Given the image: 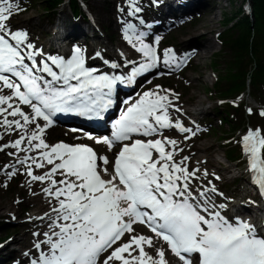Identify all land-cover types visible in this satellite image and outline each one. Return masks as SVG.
I'll return each instance as SVG.
<instances>
[{"label": "snow or ice", "instance_id": "snow-or-ice-1", "mask_svg": "<svg viewBox=\"0 0 264 264\" xmlns=\"http://www.w3.org/2000/svg\"><path fill=\"white\" fill-rule=\"evenodd\" d=\"M128 4L130 15L141 12L136 0H128ZM19 10L10 0H0V126L5 131H20L19 138L0 146V151L7 147L17 152L36 150V156L25 155L16 163L26 165L29 183L48 181L43 192L56 202L51 210L55 217L49 224L50 231L43 233V241L35 243L39 255L31 264H168L162 248L156 249V258L145 250V245L155 247L152 237L133 235L129 242L113 248L125 233L134 232V224L148 227L182 264H193V254L199 255V264H264V236L258 235L256 225L239 219L230 222L215 210L225 205L197 199L205 197L208 190L192 192L190 184L196 170L190 171L184 163L188 157L180 162L174 159L180 151L176 140H132L133 134L151 136L169 128L189 134L185 139L195 135L192 128L170 119L169 109L174 107L170 95L145 91L114 122L111 138L96 141L109 150L116 142L131 141L116 154L111 172L108 158L98 157L89 146L63 142L50 146L45 142L43 134L54 115L74 112L100 117L111 106L110 96L118 82H130L157 67L160 57L155 47L144 42L145 33H137L132 24L126 30L125 39L144 58L129 75L95 74V69L85 66L83 50L78 46L70 58L50 56L38 63L40 53L28 42V33L8 27L7 21ZM163 62L179 67L184 61H178L169 48L164 50ZM111 67L120 65L113 63ZM5 89L10 95L2 94ZM21 105L28 106L31 113L26 114ZM260 115L264 116V111ZM17 116L20 119H9ZM40 118L44 125L37 122ZM29 125L35 127L26 131ZM24 141L26 147H22ZM241 143L248 154L253 182L264 194V135L260 129H249ZM98 160L103 162L102 168ZM45 163L52 167L35 175L33 166L40 169ZM5 167H12L7 173L9 178L16 175L14 166ZM57 175L62 178L57 180ZM211 191L216 190L213 187ZM43 245H47L46 251Z\"/></svg>", "mask_w": 264, "mask_h": 264}, {"label": "rangeland", "instance_id": "rangeland-1", "mask_svg": "<svg viewBox=\"0 0 264 264\" xmlns=\"http://www.w3.org/2000/svg\"><path fill=\"white\" fill-rule=\"evenodd\" d=\"M111 1L112 0H103V4L100 5V0H88V2L90 3L89 6H92L94 8V13H96V17L99 19L101 25H103L104 27L100 30V33L105 34L107 32L108 36L111 37L114 44L116 45L120 42L121 39L124 38V35L118 33L117 31L119 30L116 28V25L114 24V26H112L111 22L109 23L107 19L109 18L108 16H110L111 14ZM10 2L14 3L15 5H18L20 9L19 11L14 12L10 19H30L29 26H19L18 30H25L28 33V37L32 38L31 40L28 39V42L32 43L34 47L39 50V57L46 55V49L49 45V40L52 37L51 31L57 28H53V24L57 23L58 21V19L56 18V14L46 12L43 7L45 4L41 2V0H10ZM216 3H218L219 6L216 7V10H212L214 12V17L213 23L210 24V36L212 35L214 38L213 47L210 48L209 52H204L205 55L200 56L199 59L192 60L191 65L194 67L193 69H187L180 75H173L169 79L171 82L169 85L173 86L175 92H172L170 91V89L167 88V92L165 91L166 89L163 88L157 89V85L155 84L153 86V91H160L161 94L170 95V98L172 99V104L180 106V109L185 111L183 117L186 121L194 122L200 117L203 118L199 123L200 129L198 130L197 137H195V134L194 136L192 135L189 139H185V136L189 134L186 133L183 135H179L175 131H173L174 134L179 135H173L174 138L183 142L182 148L184 150L178 153H182L179 158H181V156L184 154L186 156L189 154L187 160H189V157H192V160H190L192 162L198 160L202 161L200 155H197V153H199L196 150L197 146L202 140L206 141L207 144H211L210 148L208 149V151H206V153H203L202 151H200V153L202 154V156L207 157V159H216V165H207V167L200 169L204 171L200 178L214 179L213 174H215L214 172H217V174L221 178L219 183L221 184L222 189H224L225 191L224 194L228 197H232L235 194H240L241 186L239 185V183L243 182V179H245V177L243 176L245 174H242L240 178L236 179L238 181L228 180L226 178L228 177L229 173H225L224 170L221 169L222 166L226 164L222 160V157L226 153L225 147H223L222 144L224 143L223 138L230 137V139H232L235 136V133H238V129L243 124L261 126L264 130V116H261L257 111H255V109H253V112L251 114H247L246 111L250 107L249 105L243 107V102L238 106L239 108H243V110L234 109L235 106H237L238 104V100L242 97L245 98L244 100L249 101L251 105H259L260 102L264 103V83L259 84L258 86L249 84L245 95H242L232 100L233 106L227 109L226 105L222 103V100L217 99L219 96V89L225 87L224 83L219 80L220 78H222V76H224V74H226L225 72L228 68L227 62L230 58L229 49H225L224 45H222L220 41L221 35L223 34H219V32L222 31L223 27L222 24L219 23V21L225 15L230 16L233 13L237 12L238 7L240 6V0H216ZM127 6L129 7V5ZM217 8L221 9V13L218 12ZM22 10L25 11L20 12ZM32 21L37 24L41 22H45L48 24H46V26L38 27L37 25L32 23ZM194 21V23L188 26H181L180 28L173 31L172 34H169L166 37V41L168 42V44L171 43L173 46H175L176 43L179 44V41L188 39L186 38V36L189 34L191 35V32L189 31L193 30L197 26L199 27L198 34L202 36L205 35L206 28H204L203 25L201 26V21L200 23H198V19H195ZM10 29L12 30V28ZM104 41L105 43H107L106 39H104ZM164 45L166 44L164 43ZM172 45H170V47ZM164 81L165 79H162L161 83L164 84ZM188 84H192L193 87H188ZM196 100H201V102H197ZM218 102L221 105H218ZM185 103L186 105H189L185 106ZM220 106H222L221 111L218 109V107ZM201 108L204 109V112L196 114L195 110ZM225 110H228L231 115L229 117V120L231 121L230 124H227L226 122L218 119L221 118L220 115ZM195 131L196 130H194V132ZM52 134L53 131H50L46 134V137L50 138ZM61 135L64 136V134L62 133ZM17 138L18 136L15 139ZM65 138L68 139L67 136H65ZM230 143L232 144V146H234L232 141ZM237 161H240V158L235 161L233 159L231 162L232 164H234ZM14 162L15 161L14 159H12V157L10 158V156H7L5 153H0V191H2V194L0 195V240H3L6 236H11L10 239L13 240L8 244V247H12L15 246L14 243L16 242L14 238L22 236L20 234L27 232L25 235H23L24 238L22 240L25 244L24 246H21V254H24V252L28 250V247L30 248L32 245L34 246V243L36 242V240H38L37 238H39H35L34 233H36L39 228L45 227L46 224L44 226L38 224L34 225L33 227H29L28 225H30L31 223H20L25 219L36 217L40 214V212L42 213L43 211H45L48 208V205H45V203L49 200L50 197L47 196L45 193H42L39 200H36L31 204H27L28 202L23 200V197L20 195L19 191L29 183L30 178L24 180L26 175L24 174L21 176V172L19 171L16 172V175L11 176V178H9L7 173L11 170L8 167L7 169H4L5 165ZM205 172L207 173V175H205ZM221 173H223L225 177H222ZM38 175H40V171L38 172ZM233 183L238 184V187L237 185L235 187ZM44 185V182H40L37 187L40 190L41 187H46ZM9 198L13 200L14 203H16V206L14 208H10L8 207V205L2 204L3 202L5 204ZM6 211L9 212V214H14L13 217H11L9 220H6L9 217L8 214L5 215ZM32 251L33 256L35 258V248ZM27 254H29V252H27ZM32 259L33 258H31L30 261H32ZM114 264H119V262H114Z\"/></svg>", "mask_w": 264, "mask_h": 264}, {"label": "bare ground", "instance_id": "bare-ground-1", "mask_svg": "<svg viewBox=\"0 0 264 264\" xmlns=\"http://www.w3.org/2000/svg\"><path fill=\"white\" fill-rule=\"evenodd\" d=\"M175 2L178 5V7L180 8L179 14H176V12L173 10V8L171 7V5L168 2H165L166 3V12H164L162 10L160 11L161 19H171L173 21V22L166 24L164 26V29L168 30L169 28H171L172 26L175 25V21H179V20H184L183 25L188 26V25H190V22L187 21V18L191 17V16H193V18H195V19H198L199 20L198 23H200V21H201V26L203 25V27L206 28V30H205L206 34L203 36L199 35L198 34L199 33L198 32L199 27L197 26L193 30L189 31V32H191V35L189 34L186 36V38H188V39H185L183 41H179L180 46L178 47V49L182 48V49L190 50V53H188L187 55L192 54V56L194 57L195 60L199 59L200 56L205 55L204 52H209L210 48L213 47L214 38L212 35L210 36V32H211L210 31V28H211L210 24L213 23V17H214L213 11L216 10V7H218L219 5L215 6V8H213L212 4H209V6L208 5L204 6L203 1H202V3H199L198 0H175ZM99 4L100 5L103 4V0H100ZM89 5H90V3L87 1V6L92 13V14H90L87 11V15L89 16V20L87 19L86 16L83 17L82 14L74 15L73 12L71 11V9L67 8L65 4H61V5L59 4L58 8H56V7L54 8L55 9L54 11H56V13H55L56 18L58 19L57 23H54V25L57 28H56V31L54 32L53 39L56 42H62V41L72 39L75 37H85V35H88V33H91L94 35L97 33L96 30L98 29V26H103V25H101L99 19L96 17V15H95L96 13H94V8L92 6H89ZM110 5L113 8H111V14H110V16H108L109 18H107V19H108L109 23L111 22V25L114 26V24L118 23L117 22V16H116V13L114 12V10H115L114 4L110 3ZM149 5H150V0L148 2V6ZM144 13H146L145 9L141 10V12H139V14H144ZM155 13L157 14L158 12H155V11L148 12V14H151V15H153ZM130 17L132 18V15H130ZM195 19H193L192 21H194ZM28 21L26 19H24L20 22L18 20H11L10 24L8 26H9V28H12V31H15V30H18V25L27 26ZM32 23H34V22L32 21ZM120 23H121L122 28L124 30H126L125 22L123 20H121ZM34 24L39 27V26H46L47 23L41 22L39 24H37V23H34ZM103 38H104L103 35L97 33V39L100 40ZM107 49L101 48V50H103L105 52H108ZM49 56H54V55H53V53H51ZM46 58H47V56L45 57V59ZM189 87H193V85L189 84ZM196 101L201 102V100H196ZM198 110L201 113L204 112V109H202V108L198 109ZM210 146H211V144H207L206 141L202 140L196 148L197 151L199 152L198 155H200V157H204V156H202L200 151H202L203 153H206V151H208ZM167 147H169V146H167ZM216 161L217 160L214 158H208L206 163H207V165L214 166ZM33 172L35 173V171H33ZM38 182H40V181H38ZM19 193L23 197V200L28 202L27 204H31L32 202L39 200L42 193H44V192L42 190H39L36 182H31V183H28L27 185H25L19 191ZM1 194H2V191H0V195ZM237 202L240 203V206H238V209L240 212H248L249 211L250 205L244 203V200L240 201L238 199ZM2 204L8 205V207H10V208H14L16 206V203H14V201L11 200L10 198L6 201L5 204H4V202ZM46 204L47 203H45V205ZM38 220L33 221L28 226L33 227L34 225H38L39 224ZM43 220L45 222L48 221V216H46ZM26 233L27 232H24L23 234H21L22 236L15 237L14 238L15 241L18 243L21 242V244H25L24 241H22V240L24 238L23 235H25ZM45 246L46 245H44V247ZM3 248H7V245H5ZM3 255H4V251H0V264H3L6 262V259ZM8 261L9 260H7V262Z\"/></svg>", "mask_w": 264, "mask_h": 264}, {"label": "trees", "instance_id": "trees-1", "mask_svg": "<svg viewBox=\"0 0 264 264\" xmlns=\"http://www.w3.org/2000/svg\"><path fill=\"white\" fill-rule=\"evenodd\" d=\"M45 3L47 10L53 5L52 0H41ZM76 0H73L75 3ZM252 14H253V25L251 26V20L249 16L234 15V18H226L224 23L228 25L231 19H234L232 25L228 26L225 32L226 45L230 46L233 50L232 61L230 67L232 70L237 71V74H233L236 80L239 81V86L243 85L245 79L244 74L246 72L245 63L252 59L256 61V70L253 72L254 81H258L263 75L262 66L260 60L263 56L264 50V0H251ZM250 50V52H248ZM238 86V82H237Z\"/></svg>", "mask_w": 264, "mask_h": 264}]
</instances>
